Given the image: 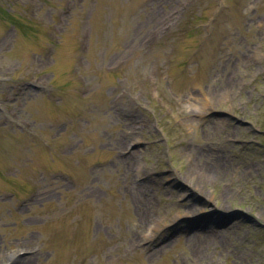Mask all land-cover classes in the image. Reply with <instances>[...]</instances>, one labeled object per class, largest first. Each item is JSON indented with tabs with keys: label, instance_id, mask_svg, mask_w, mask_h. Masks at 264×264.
<instances>
[{
	"label": "rangeland",
	"instance_id": "374dc122",
	"mask_svg": "<svg viewBox=\"0 0 264 264\" xmlns=\"http://www.w3.org/2000/svg\"><path fill=\"white\" fill-rule=\"evenodd\" d=\"M226 1L0 0V264H264V0Z\"/></svg>",
	"mask_w": 264,
	"mask_h": 264
},
{
	"label": "bare ground",
	"instance_id": "6f19581e",
	"mask_svg": "<svg viewBox=\"0 0 264 264\" xmlns=\"http://www.w3.org/2000/svg\"><path fill=\"white\" fill-rule=\"evenodd\" d=\"M204 170H196V171H192L190 172V174H188V178L189 180L193 179L195 177L198 178V181H201V182H207L208 181V178L210 177V175H208L207 173L205 172H202ZM201 177V179H200ZM141 184H133L131 185L132 189L134 190L136 188V192H135V198H136V201L138 202V206H139V212H140V215L141 217L142 216H145L146 214H148V216H152L154 217V214H150V212H148L150 210V204L148 202V196L149 194L146 192V191H141L139 188H140ZM42 185L39 187L41 189ZM139 187V188H138ZM48 187H45V190L47 189ZM47 194L48 193V190L44 191V193L42 194ZM190 211H193V210H190ZM210 232L211 234L209 235V237H206V238H203L201 234H194L193 236L189 237V241L191 243H194V244H197V241H200L202 240V242L200 244H205V243H209L210 240L209 238L214 241V240H217V237L215 235V229L214 227H212V229H210ZM149 236H145L144 239H148ZM196 241V242H195ZM28 256H20L21 259H24ZM22 262V261H21ZM23 264V263H21Z\"/></svg>",
	"mask_w": 264,
	"mask_h": 264
}]
</instances>
